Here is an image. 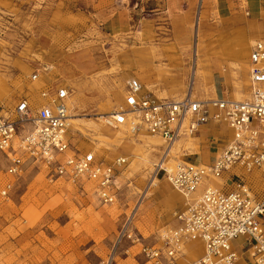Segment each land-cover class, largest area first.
<instances>
[{
    "label": "rangeland",
    "instance_id": "obj_1",
    "mask_svg": "<svg viewBox=\"0 0 264 264\" xmlns=\"http://www.w3.org/2000/svg\"><path fill=\"white\" fill-rule=\"evenodd\" d=\"M140 1L0 0V80L6 87L0 103L9 110L41 85L30 80L37 72L43 82L67 87L70 98L80 103L79 114L97 117L103 112V103L111 100L112 90L126 86L124 54L141 43L134 36L138 16L129 17V11ZM239 2L237 8L247 12V1ZM78 54L84 55V63L76 65ZM239 88L247 91L237 82L235 89ZM30 102L37 105L39 99L33 96ZM90 133L89 129L75 134L70 131V143L93 150L106 163L126 158L118 167L116 200L103 204L94 193L93 182L55 179L44 166L25 163L8 198L0 197V264H104L112 251V264H142L141 245L158 243L159 235L175 224L174 214L181 203L170 205L163 197L143 198L136 215L128 220L151 176L150 172L141 176L130 168L138 165L141 139L127 136L126 141H132L127 150L108 141L107 149L99 153ZM225 137L220 134L214 140L219 143ZM195 146L200 148V143ZM131 147L135 148L132 157ZM178 157L176 162L185 161L184 156ZM6 166L0 153V186L6 179ZM249 176L263 179L257 172ZM122 230L138 238L137 242L126 237L118 242ZM241 243V237L234 241V245ZM193 246L198 251L196 242L188 248ZM243 258L250 262L249 257Z\"/></svg>",
    "mask_w": 264,
    "mask_h": 264
},
{
    "label": "built area",
    "instance_id": "obj_2",
    "mask_svg": "<svg viewBox=\"0 0 264 264\" xmlns=\"http://www.w3.org/2000/svg\"><path fill=\"white\" fill-rule=\"evenodd\" d=\"M248 65L249 93L242 100L197 99L191 87L181 99H161L131 79L122 103L100 115L99 123L109 129L163 139L166 147L155 167L184 199V210L175 214L176 223L159 235V242L141 245L142 264H236L234 241L239 237L238 245L253 264H264V40L253 43ZM40 77L37 72L30 75L32 82L43 84L37 88V105L28 96L9 110L0 103V153L7 160L0 197L8 198L28 163L44 166L55 179L91 181L97 199L113 203L120 188L118 167L126 158L106 163L93 150L72 146L69 89ZM210 121L224 123L231 131L215 159L206 165L177 161L166 167L170 145ZM254 172L263 179H251ZM123 237L133 244L138 240L125 230L117 241ZM195 242L202 253L185 262V247ZM113 261L114 251L104 264Z\"/></svg>",
    "mask_w": 264,
    "mask_h": 264
},
{
    "label": "crops",
    "instance_id": "obj_3",
    "mask_svg": "<svg viewBox=\"0 0 264 264\" xmlns=\"http://www.w3.org/2000/svg\"><path fill=\"white\" fill-rule=\"evenodd\" d=\"M246 1L247 12L237 8L239 0H141L136 8L129 11V17L138 16L134 36L141 43L124 54L127 81L137 79L143 92L149 91L157 98L178 100L189 87L197 99H230L234 96L235 84L245 80L247 85L242 87L244 91L247 89V97L249 51L254 40H264V1ZM197 19L200 21L198 37L195 31ZM233 20L240 23L235 24ZM239 42L247 44V49L237 60ZM80 62L84 63L83 54L76 57L75 64ZM238 65L244 69H239ZM196 68L199 69V77L195 75ZM51 83L47 81V84ZM42 85L34 87L26 95L29 98L37 96V88ZM222 125L210 121L200 126L193 135L198 137V149L205 158L188 154L184 155V160L199 165L211 163L220 147L231 138V135H226L221 142H215L214 139L222 134ZM199 131L202 134H198ZM178 202L181 206L175 214L185 208L184 199ZM196 243L198 251L192 256L185 252V262L202 253L201 244ZM234 248L244 261L245 251H238L242 247L237 244ZM245 264L253 262L250 259Z\"/></svg>",
    "mask_w": 264,
    "mask_h": 264
},
{
    "label": "bare ground",
    "instance_id": "obj_4",
    "mask_svg": "<svg viewBox=\"0 0 264 264\" xmlns=\"http://www.w3.org/2000/svg\"><path fill=\"white\" fill-rule=\"evenodd\" d=\"M198 19H197V24L195 26L196 37H198V28L200 25V21ZM233 23L239 24L240 21L233 20ZM250 27L252 28V26ZM250 43H253V40H251ZM236 48H237L236 58L237 60H240L241 59L240 55L241 54L243 55V53L247 49V44L243 42H239ZM237 67L239 69H244L242 65H238ZM194 72L196 76L198 77L201 76L199 69L197 68L196 70L194 69ZM246 84L247 83L245 82V80H240L239 82L240 87ZM125 91H126V86L124 87L118 86V89H116L115 91L112 90L111 100H109L107 103H103V112L97 113L99 116L92 118V119L85 118L84 116L85 114H79V112L76 111V109H79L80 103L75 98H70L69 113H70L71 133L75 134L76 131L83 133L85 129H89L90 132L92 131V133L90 134L97 141V146H98L97 151L99 153L103 152L104 149H107V147L109 146L108 141L112 142L113 144H116L117 146H121L123 150H127L130 146L128 144L132 142V141H126V137L129 136L128 133H125V131H122V130L109 129L99 123L101 114L107 113L111 111L112 109L117 108V106H119L122 103L121 96L125 93ZM195 91L196 89H194V94H195ZM240 91H241L240 88H239V91L238 90L234 91L233 99L242 100L244 99V97H246L247 95L246 92H240ZM5 94H6L5 84L3 83V81L0 80V99L4 98ZM221 133L227 136L231 135L230 129L224 123L221 128ZM198 134H202V133L199 131ZM138 137H139V140L141 139L140 140L141 141L140 143L141 156L139 155L137 156V158H139L138 165L135 167H130V168L132 169V171H135L141 174V176H145L149 172L151 173V176H150L149 184L147 186L148 189L146 190V192H143L142 195L140 196L137 202V206L135 207V210L129 216L128 220H131V218L136 215L137 211L141 207V200L145 197L149 196L151 198H156V199H160L163 197L164 201L168 202L171 205L175 201L183 200L182 195L178 191L170 188L169 182L164 177L163 175L164 173L162 172V170L155 167V165L160 159L161 153H163L166 147L164 140L156 135H150L148 133H140L138 134ZM122 138H123V141H121ZM124 142L127 144H124ZM197 142H198V137L194 135L181 136L178 140H176L170 145L168 157L166 156V158L164 159V161L166 160L165 166L168 168H172L176 163L174 158L175 157L177 158L178 156H184V155L189 154V155L199 156L202 159L205 158L203 153L196 148L195 145ZM133 153L135 154V148L131 147L129 155L132 157L134 156ZM217 181L220 182L222 181V179H217ZM112 213L115 214V212H112ZM189 246L191 245H188L185 247V252H187L189 255L192 256L194 255L196 251V247L193 246L194 248H191V247L188 248ZM238 263L245 264L242 258H239Z\"/></svg>",
    "mask_w": 264,
    "mask_h": 264
}]
</instances>
